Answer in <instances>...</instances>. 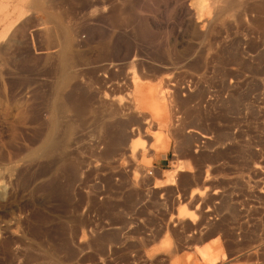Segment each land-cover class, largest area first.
Listing matches in <instances>:
<instances>
[{
  "label": "rangeland",
  "instance_id": "1",
  "mask_svg": "<svg viewBox=\"0 0 264 264\" xmlns=\"http://www.w3.org/2000/svg\"><path fill=\"white\" fill-rule=\"evenodd\" d=\"M194 2L0 0V264H264V0Z\"/></svg>",
  "mask_w": 264,
  "mask_h": 264
},
{
  "label": "bare ground",
  "instance_id": "2",
  "mask_svg": "<svg viewBox=\"0 0 264 264\" xmlns=\"http://www.w3.org/2000/svg\"><path fill=\"white\" fill-rule=\"evenodd\" d=\"M216 1H219V0H211V2H209L210 4H213V5H215L216 3H218V2H216ZM196 5H197V7H199V9H201V10H204L207 6H208V4L209 3H207V1L206 0H195V2H194ZM226 3V2H225ZM235 3V2H234ZM210 4H209V6H210ZM217 5V4H216ZM231 5V4H230ZM228 6V5H227ZM211 7H212V5H211ZM228 9V8H227ZM205 19V18H204ZM48 20H50V19H48ZM38 31V30H37ZM52 31V30H51ZM41 33V32H40ZM53 33V32H52ZM51 36V35H50ZM59 36V35H58ZM50 40V39H49ZM51 44V43H50ZM48 46H50V45H48ZM45 47V46H44ZM49 48V47H48ZM60 48V47H59ZM1 52V51H0ZM34 58V57H33ZM158 110V109H157ZM139 146H140V142L138 143V142H132L131 144H130V146H129V151H130V153L131 154H134L136 151H137V149L139 148ZM173 172V171H172ZM171 174V173H170ZM173 174V173H172ZM166 175V174H165ZM170 176V175H169ZM165 177V176H164ZM172 177V176H171ZM171 177H169L168 178V176L166 175V181H168L167 180V178L168 179H170ZM165 179V178H164ZM171 180H173V178L171 179ZM172 182V181H171ZM168 183V182H167ZM191 215V212L189 211V209H185L184 207L182 208V210H180L179 211V213H178V216L180 217V218H186V217H188L189 218V216ZM4 230V229H3ZM8 233V232H7ZM2 235V234H1ZM206 260L208 261V262H210V261H215L216 260V258H212L209 254H206Z\"/></svg>",
  "mask_w": 264,
  "mask_h": 264
}]
</instances>
